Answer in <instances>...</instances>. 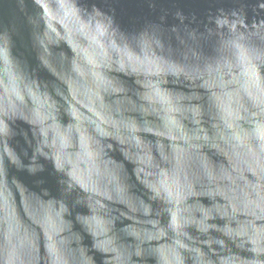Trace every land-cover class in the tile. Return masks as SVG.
<instances>
[{
  "label": "water",
  "instance_id": "water-1",
  "mask_svg": "<svg viewBox=\"0 0 264 264\" xmlns=\"http://www.w3.org/2000/svg\"><path fill=\"white\" fill-rule=\"evenodd\" d=\"M0 264H264V0H0Z\"/></svg>",
  "mask_w": 264,
  "mask_h": 264
}]
</instances>
